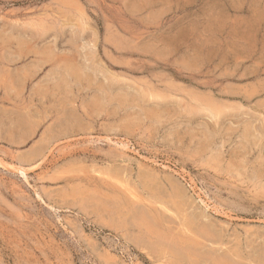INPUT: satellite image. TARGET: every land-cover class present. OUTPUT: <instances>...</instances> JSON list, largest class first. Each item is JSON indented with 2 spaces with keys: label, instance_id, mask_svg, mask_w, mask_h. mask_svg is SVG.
<instances>
[{
  "label": "rangeland",
  "instance_id": "rangeland-1",
  "mask_svg": "<svg viewBox=\"0 0 264 264\" xmlns=\"http://www.w3.org/2000/svg\"><path fill=\"white\" fill-rule=\"evenodd\" d=\"M0 264H264V0H0Z\"/></svg>",
  "mask_w": 264,
  "mask_h": 264
},
{
  "label": "bare ground",
  "instance_id": "bare-ground-1",
  "mask_svg": "<svg viewBox=\"0 0 264 264\" xmlns=\"http://www.w3.org/2000/svg\"><path fill=\"white\" fill-rule=\"evenodd\" d=\"M115 203V202H114ZM178 248V247H177ZM178 257H180V256H178Z\"/></svg>",
  "mask_w": 264,
  "mask_h": 264
}]
</instances>
